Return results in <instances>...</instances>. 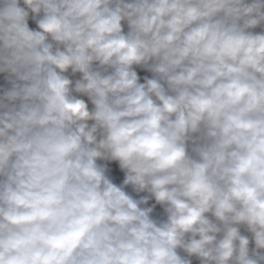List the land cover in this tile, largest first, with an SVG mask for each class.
<instances>
[{
    "label": "clouds",
    "instance_id": "1",
    "mask_svg": "<svg viewBox=\"0 0 264 264\" xmlns=\"http://www.w3.org/2000/svg\"><path fill=\"white\" fill-rule=\"evenodd\" d=\"M0 264H264V0H0Z\"/></svg>",
    "mask_w": 264,
    "mask_h": 264
}]
</instances>
